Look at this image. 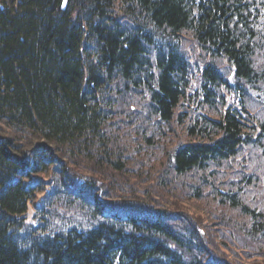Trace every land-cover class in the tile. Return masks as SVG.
<instances>
[{
  "label": "trees",
  "instance_id": "obj_1",
  "mask_svg": "<svg viewBox=\"0 0 264 264\" xmlns=\"http://www.w3.org/2000/svg\"><path fill=\"white\" fill-rule=\"evenodd\" d=\"M63 3L0 0V264H219L199 225L176 229L165 204L135 200V170L214 200L212 232L221 221L263 251L264 0ZM118 121L134 132L115 137ZM172 125L187 139L165 151ZM83 176L93 202L73 186Z\"/></svg>",
  "mask_w": 264,
  "mask_h": 264
},
{
  "label": "rangeland",
  "instance_id": "obj_2",
  "mask_svg": "<svg viewBox=\"0 0 264 264\" xmlns=\"http://www.w3.org/2000/svg\"><path fill=\"white\" fill-rule=\"evenodd\" d=\"M194 60L197 61L198 57L195 55L193 56ZM256 109V108H255ZM172 128L169 129L168 132H175L171 136L172 140L169 143V145L165 146V151L168 150L171 145L176 144L181 138L187 139L185 137L184 132L181 130V127L178 125H172ZM155 128H157L155 126ZM178 133V134H176ZM132 149V148H131ZM162 151V150H160ZM249 150H245L244 153L248 155ZM148 156H145L148 159L153 160L156 165L158 163H162V158L165 153H160L157 151H148ZM156 153L157 156L151 158L149 155ZM253 153V149L250 151V154ZM141 155V154H140ZM229 162V164L232 165L233 168V162ZM80 167H82V164H78ZM258 163H253L249 164L247 173L251 174L254 167H257ZM77 165L69 164V170H78L76 169ZM156 167V166H154ZM135 177L137 179H140V183L135 184V182H132L134 186L137 187L138 193L136 197V201L144 204V202L148 204H153V205H158V204H165V206L170 210L172 217V224L175 225L176 229L179 228L183 230V228L188 226V221L192 223L191 226L194 224L199 225L202 231V234L204 237L210 238L211 244L210 248L212 251H214L216 254L219 255H214V257L221 258L223 260L221 261H229L232 264H252V263H261L264 264V250L261 251L260 253L254 254L252 252L251 248H246L247 247V237L246 234L242 231L239 230L234 233L230 230H233L234 228H227L224 225L221 224V221H218L216 224L217 231L215 233L212 232V230H215V226L212 225L215 224L216 222L213 220L212 223L207 220L208 217H213L214 215L216 216L218 212L217 210V203L214 200H207L205 198L203 199H191L190 198V193L191 191L188 189V184L187 183H182L175 187V189L172 188H167L163 187L159 184L158 180L155 179V177L147 176L142 173L141 170L134 171ZM237 172H233V175H235ZM258 178L260 176H257ZM200 178V175L198 173H193L190 175V180L193 181L192 184L197 182ZM257 178V179H258ZM46 179L47 182L45 183V186H50L49 180L50 178L47 177ZM152 183V190H149V188H145V184H150ZM167 188V190L165 189ZM209 189H213L212 186L208 185L206 188L205 192H208ZM252 192V190H250ZM250 192L248 193V196H250ZM41 197L43 198V195H39L38 198L35 200L40 201ZM219 205V204H218ZM187 214L189 217L185 219V216L182 215V217H178L179 214ZM235 213V212H234ZM230 213L228 216H235V214ZM217 217V216H216ZM29 220L33 218V214L30 211ZM81 218H77L78 222H80ZM179 219V220H178ZM218 220V218H217ZM198 223H197V222ZM180 225H183L182 227H178ZM238 226V225H237ZM237 226H235L237 228ZM238 229H241L238 227ZM178 230L179 233L181 234L182 231ZM222 264V263H219Z\"/></svg>",
  "mask_w": 264,
  "mask_h": 264
},
{
  "label": "bare ground",
  "instance_id": "obj_3",
  "mask_svg": "<svg viewBox=\"0 0 264 264\" xmlns=\"http://www.w3.org/2000/svg\"><path fill=\"white\" fill-rule=\"evenodd\" d=\"M63 2H64V4H61L60 8H62L63 10H65L66 9V6L68 5V0H63ZM110 7L111 8L107 10L108 12H115L114 11V8L118 9V5H115V7H112V6H110ZM145 114L149 116V113L148 112H146ZM163 125H165V124H163ZM114 128H115V130L113 132H114V136L115 137H117V135L123 134L122 128H124V129H126V130H128L130 132L131 131L134 132V130H135L134 126H127L125 123H121L119 121L118 122H114ZM170 128L171 127H169V128L165 127L166 133H164V135H162V136L171 137L174 134V132L173 133L172 132H168ZM27 130H29V127L27 128ZM143 131L146 133V130L145 129ZM0 133H1L0 134V140H4L5 138H7L9 136L8 134L5 133L4 130H0ZM148 133H149V136L150 137L152 136V138H155L156 140H160L161 139L159 130H149ZM125 135L126 134H124V136ZM112 136H113V134H112ZM0 142H1V144H5L3 141H0ZM5 166H6V168L5 167L3 168L2 173L5 174V172L8 173V172H11L13 170V163L12 164L11 163H7V161H6L5 162ZM20 171H23V170H20ZM88 180L89 179H88L87 176H84V177H81V178L80 177H75L74 182H73V186L75 188H77L79 191L82 190L83 193H85V194L81 195L84 200L93 202L94 200L91 197L90 193L87 192V190H85V188H87V183L89 182ZM58 189L61 190L59 192V201L64 202V203H67L68 198L65 196V192H63L64 190L61 187H59ZM21 195H23L24 200H27L28 201L29 194H27L25 192L24 193L21 192ZM12 241H14V239H12Z\"/></svg>",
  "mask_w": 264,
  "mask_h": 264
}]
</instances>
